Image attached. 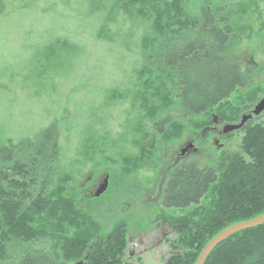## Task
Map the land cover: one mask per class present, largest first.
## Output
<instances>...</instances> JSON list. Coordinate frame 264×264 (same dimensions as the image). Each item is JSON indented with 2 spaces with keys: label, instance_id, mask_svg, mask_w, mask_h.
Here are the masks:
<instances>
[{
  "label": "trees",
  "instance_id": "trees-1",
  "mask_svg": "<svg viewBox=\"0 0 264 264\" xmlns=\"http://www.w3.org/2000/svg\"><path fill=\"white\" fill-rule=\"evenodd\" d=\"M107 1L111 19L117 13L115 19L147 24L133 92L111 95L130 99L155 122L158 137L169 138L172 127L180 134L181 123L190 121L199 131L214 114L220 123L239 124L247 106L258 104L262 87L228 103L252 78L235 55L245 0ZM61 134L53 122L34 138L0 144V264H134L125 260L128 223L116 221L108 230L72 190L74 178L62 170ZM239 134L237 152L168 172L162 205L179 214L158 220L176 234L165 264H196L220 233L264 215V125L249 121ZM153 156L145 159L147 168ZM205 264H264V225L233 235Z\"/></svg>",
  "mask_w": 264,
  "mask_h": 264
},
{
  "label": "rangeland",
  "instance_id": "rangeland-1",
  "mask_svg": "<svg viewBox=\"0 0 264 264\" xmlns=\"http://www.w3.org/2000/svg\"><path fill=\"white\" fill-rule=\"evenodd\" d=\"M245 1H240L247 10L238 17L243 36L235 55L252 78L229 104L264 88V0ZM111 10L107 0H0V144L34 138L57 122L62 170L74 178L72 190L78 191L83 207L108 230L116 221L128 223L125 260L165 264L176 234L158 220L179 214L162 205L168 172L190 142L199 150L190 152L189 159L202 165L237 152L241 134L215 144L218 137L208 131L219 121L214 114L199 131L190 121L181 123L185 128L180 134L172 127L169 138H160L155 122L130 99L113 97L112 92H133L147 24L115 19L121 16L117 13L111 19ZM98 32L102 38L96 37ZM256 105L247 106L250 111L241 120ZM257 118L264 125V112ZM152 153L156 160L147 168L145 159ZM106 178L108 190L94 202Z\"/></svg>",
  "mask_w": 264,
  "mask_h": 264
},
{
  "label": "water",
  "instance_id": "water-1",
  "mask_svg": "<svg viewBox=\"0 0 264 264\" xmlns=\"http://www.w3.org/2000/svg\"><path fill=\"white\" fill-rule=\"evenodd\" d=\"M264 112V98L258 103V105L255 107L254 111L252 114L250 115H246L242 118V121L240 124L238 125H231L227 127L226 133L230 134V133H234V132H238L240 130H242L245 125L254 117H258L260 116L262 113ZM194 148V144H190L184 151L183 154H185L187 151H189L190 149ZM108 178L105 179V181L103 182V184H101L98 188V190L96 191L94 197L95 198H100L102 195H104L107 190H108ZM262 225H264V215L248 221V222H243L234 226H231L230 228L226 229L225 231H223L222 233H220L215 239H213L207 246L206 248L203 250V252L201 253L198 261L196 264H205L207 258L209 257V255L222 243H224L226 240H228L230 237H232L233 235L243 232V231H248V230H252L258 227H261ZM78 264H85L84 262H80Z\"/></svg>",
  "mask_w": 264,
  "mask_h": 264
},
{
  "label": "flooded vegetation",
  "instance_id": "flooded-vegetation-1",
  "mask_svg": "<svg viewBox=\"0 0 264 264\" xmlns=\"http://www.w3.org/2000/svg\"><path fill=\"white\" fill-rule=\"evenodd\" d=\"M255 107H256V106H255ZM253 111H254V110H252L250 114H252ZM257 119H258V118L254 116L250 121L255 122ZM221 126H222V125H221L220 121L217 120V121L214 123V125L211 127V130H210V128L208 129V131H210L214 137H218V139L215 140V144H218V143H219V140H220L221 138H223L224 136H228V135H229V134L226 133V130H227V127L230 126V125L222 126V131H221V128H220ZM239 132H240V131L235 132V133H233V134H236V135H237V134H239ZM190 144H194V146H195V141L190 142V143L185 147V149H186ZM219 147L222 148V146H219ZM185 149H184V150H185ZM184 150H182V152H183ZM198 150H199V147H198V148L195 147V148H193V149H190L189 151H187L188 153H187L186 155H183L182 152H181V157H180L181 160H180L179 163H177V165H176L175 167H177L178 165H182V164H184V163H186V162H190V161H192L191 159H189L188 154H189L190 152L196 153ZM175 167H174V168H175ZM171 170H172V169H171ZM164 226L169 227L168 225H164ZM172 233H175V231L173 230ZM84 262L86 263V262H87V259H85Z\"/></svg>",
  "mask_w": 264,
  "mask_h": 264
}]
</instances>
